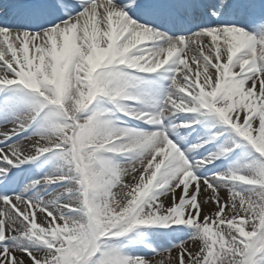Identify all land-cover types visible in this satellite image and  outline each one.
<instances>
[{"label": "snow or ice", "instance_id": "6c2138e0", "mask_svg": "<svg viewBox=\"0 0 264 264\" xmlns=\"http://www.w3.org/2000/svg\"><path fill=\"white\" fill-rule=\"evenodd\" d=\"M0 128V264H264V0H2Z\"/></svg>", "mask_w": 264, "mask_h": 264}, {"label": "bare ground", "instance_id": "6f19581e", "mask_svg": "<svg viewBox=\"0 0 264 264\" xmlns=\"http://www.w3.org/2000/svg\"><path fill=\"white\" fill-rule=\"evenodd\" d=\"M0 2H2V0H0ZM0 130H3L2 128H0ZM48 166H46V168H47ZM32 168H34V165H26L25 167H24V171L25 172H27L29 169H32ZM53 187H55V185H53ZM212 208L214 209V206H212Z\"/></svg>", "mask_w": 264, "mask_h": 264}, {"label": "rangeland", "instance_id": "374dc122", "mask_svg": "<svg viewBox=\"0 0 264 264\" xmlns=\"http://www.w3.org/2000/svg\"><path fill=\"white\" fill-rule=\"evenodd\" d=\"M173 227H177V228H184V225H174Z\"/></svg>", "mask_w": 264, "mask_h": 264}]
</instances>
